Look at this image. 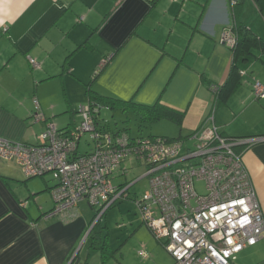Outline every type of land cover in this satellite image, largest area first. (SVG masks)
Returning a JSON list of instances; mask_svg holds the SVG:
<instances>
[{
	"label": "crops",
	"instance_id": "crops-1",
	"mask_svg": "<svg viewBox=\"0 0 264 264\" xmlns=\"http://www.w3.org/2000/svg\"><path fill=\"white\" fill-rule=\"evenodd\" d=\"M234 22L264 39V18L253 0L235 5L230 0H0V138L35 143L44 120L71 128L80 120L76 106L89 101L85 84L97 68L91 87L96 95L161 103L183 113L177 137L186 139L211 113L223 135L263 136L264 98H252L251 83L264 82V51L251 48L238 62L240 83L222 103L214 105L210 90L227 77L232 55L220 38L232 33ZM34 98L44 120L34 116ZM94 101L100 105V128L128 131L110 130L101 111L132 110ZM86 142L89 148L82 152L92 148ZM242 158L264 217V140L249 146ZM122 167L144 171L133 159ZM46 174L27 177L16 161L0 157V264H88L87 252L83 256L80 250L89 245L95 212L89 217L82 202L72 219L44 218L53 206L55 184ZM114 175L116 184L128 181L122 179L126 174ZM132 185L127 198L133 200Z\"/></svg>",
	"mask_w": 264,
	"mask_h": 264
},
{
	"label": "built area",
	"instance_id": "built-area-1",
	"mask_svg": "<svg viewBox=\"0 0 264 264\" xmlns=\"http://www.w3.org/2000/svg\"><path fill=\"white\" fill-rule=\"evenodd\" d=\"M220 41L232 47L235 36L227 31ZM30 62L36 64L33 59ZM103 64L104 60L99 68ZM217 89V84L210 85L212 92ZM251 93L254 99L264 98V82L254 79ZM32 102L34 116L44 120L37 99ZM75 110L80 119L77 125L61 129L44 120L35 143L0 138V157L16 161L25 176L49 173L54 179L53 206L44 218L72 219L84 202L96 207L93 225L144 177L147 188L133 202L173 264H238L237 254L264 237V217L242 158L245 147L264 140V135H223L213 113L186 139L131 135L126 130L113 134L97 125L99 104L88 101ZM84 133L93 144L90 151L81 153L78 145ZM130 159L143 165V173L114 183V174L125 175L122 164ZM197 181H203L202 194L195 189Z\"/></svg>",
	"mask_w": 264,
	"mask_h": 264
},
{
	"label": "rangeland",
	"instance_id": "rangeland-1",
	"mask_svg": "<svg viewBox=\"0 0 264 264\" xmlns=\"http://www.w3.org/2000/svg\"><path fill=\"white\" fill-rule=\"evenodd\" d=\"M61 96H58V98L61 99ZM111 114L113 115L111 116ZM101 116L109 119L110 130L126 128L132 135L139 136L161 135L173 138L178 136L177 124L168 119H159L149 123L140 120L134 112L116 110L111 113V111L105 109L101 111ZM54 122L57 123L56 120ZM77 123L78 120H76L75 125ZM86 140L91 141L89 134L84 133L80 140L79 152L89 148ZM90 144H93L92 141ZM138 174H141L140 169H128L122 179L129 181ZM45 178L50 182L54 181L49 173L45 175ZM146 184L147 180L145 178L136 182L132 185L129 196L140 195ZM194 185L198 193H204L203 181H197ZM83 206L88 208V215L91 217L96 207L90 209L86 204L81 207ZM100 222L104 225L103 227L100 225L99 228L102 230L103 238L106 239L109 250L106 249L107 251L102 259L101 250L89 246L90 239H88L86 242L87 248L80 250V254H83V256L87 252L88 264H173V258L142 221L131 198H124L121 203L109 207L101 217ZM236 261L238 264H264V240L244 248L237 254Z\"/></svg>",
	"mask_w": 264,
	"mask_h": 264
},
{
	"label": "trees",
	"instance_id": "trees-1",
	"mask_svg": "<svg viewBox=\"0 0 264 264\" xmlns=\"http://www.w3.org/2000/svg\"><path fill=\"white\" fill-rule=\"evenodd\" d=\"M253 1L264 18V0H253ZM234 2L235 3H232V5L237 4L239 0H235ZM231 31L235 36L234 45L232 47H229L232 55L231 65L224 82L221 84H217L218 89L212 92L214 95L215 106L222 103V101L234 90V88L239 85L240 81L238 80V76L236 74L238 69V65H237L238 62L242 59H245L250 54L251 48H259L260 50L264 51V39L259 37L257 34H255V32L252 31L249 27H246L245 25L242 24L239 25L234 22L231 25ZM97 72L98 69L92 74L89 82L85 84L86 91L89 96V101H91L92 103H97L94 101L96 100V101L105 102L111 108H114L115 106H120L122 110H132L140 117V120L148 121L149 123L159 119H168L175 122L177 125H180L183 117V113L178 112L161 103H155L153 105H139L137 103H133L132 101H116L113 99L112 100L106 99L105 97L96 95L91 90V87L93 85L94 80L97 78ZM252 136H259V135H252ZM230 137L237 138V137H249V136H230ZM179 138L180 137H177L176 139ZM248 147H245V150ZM106 211H104L102 215L97 219V221L92 225V228L90 229L87 235V237L91 238L89 246L94 248H99L102 252V259L104 258L105 253L107 251L106 249H108V247H107L106 239L103 238V235L101 236L100 234L99 226L102 225L100 224V220ZM103 226L104 225H102V227Z\"/></svg>",
	"mask_w": 264,
	"mask_h": 264
},
{
	"label": "snow or ice",
	"instance_id": "snow-or-ice-1",
	"mask_svg": "<svg viewBox=\"0 0 264 264\" xmlns=\"http://www.w3.org/2000/svg\"><path fill=\"white\" fill-rule=\"evenodd\" d=\"M241 203H243V201H241ZM228 243H231V240H229Z\"/></svg>",
	"mask_w": 264,
	"mask_h": 264
}]
</instances>
